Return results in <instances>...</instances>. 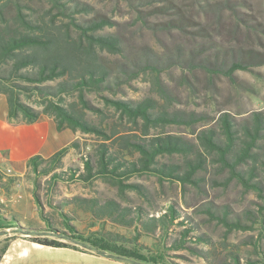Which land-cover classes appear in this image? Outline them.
Returning a JSON list of instances; mask_svg holds the SVG:
<instances>
[{
    "label": "trees",
    "instance_id": "trees-1",
    "mask_svg": "<svg viewBox=\"0 0 264 264\" xmlns=\"http://www.w3.org/2000/svg\"><path fill=\"white\" fill-rule=\"evenodd\" d=\"M42 1L49 4L47 19L36 14L37 3ZM83 13H89L86 5L70 6L59 0H0V96L6 100L8 119L31 124L45 115L54 120L58 131H80L103 140L94 153L82 158L81 166L61 167L68 151L77 147L74 142L49 158L34 155L28 159L26 176L31 181L30 192L43 226L21 225L13 214L7 218L0 212V218L13 223L12 232L28 235L30 241L43 246L90 250L126 264H177L171 259L172 251L189 248L188 242L208 241L201 235H192L190 227L182 229L179 237H169L170 225L180 218L172 205L158 217L149 216L140 208L132 211L113 199L101 201L79 195L55 199V194L59 196L57 185L88 186L100 180L116 188L123 197L130 190L145 196L146 190L130 183V178L152 175L159 181L195 183L194 175L204 167L205 152L215 155L220 165L229 170L231 178L255 190L264 200L262 187L253 181L259 159L252 152L262 132L263 120L256 113L250 127L237 129L230 117L222 114L219 123L223 139L213 129H207L193 133L195 143L164 132L149 138H130L128 134L115 137L118 133L115 128L107 131L94 125L83 109L99 110L88 104L85 94L114 92L121 87L127 73L112 75L110 66L100 56L103 51L119 52L118 41L113 36L98 33L111 23L106 19L77 17ZM182 23L180 20L179 26ZM244 69L241 63H233L223 72L231 78L235 70ZM159 92L165 97L161 89ZM74 95L82 108L79 111L75 102L67 101ZM102 98L121 120L140 125L144 137L151 129L162 131L172 124L193 126L199 120L193 113L169 112L164 107L158 110L156 101L151 99L135 103ZM240 133L244 138L238 136ZM165 155L180 156L183 167L161 163L159 158ZM246 161L253 163L252 168L237 170ZM259 162L264 166V158ZM43 177L44 183L40 181ZM221 220L230 229L242 227L226 217ZM5 228L0 225V235L7 234ZM114 228L131 231L121 233ZM143 236L154 242L143 244L140 242ZM10 239L1 243L0 258Z\"/></svg>",
    "mask_w": 264,
    "mask_h": 264
},
{
    "label": "rangeland",
    "instance_id": "rangeland-1",
    "mask_svg": "<svg viewBox=\"0 0 264 264\" xmlns=\"http://www.w3.org/2000/svg\"><path fill=\"white\" fill-rule=\"evenodd\" d=\"M66 5L76 3L88 7L89 13L78 14L82 19H106L111 25L98 31L118 41L117 54L103 51L101 58L113 71L112 75L127 73L121 87L114 92L86 93L88 104L99 111L83 109L94 125L130 138H149L161 132L182 137L190 142L200 130L213 129L223 139L219 118L227 114L235 128L253 124L254 114L263 120L262 132L253 153L261 161L264 157V0H59ZM164 8V9H157ZM39 17L49 18V4L37 3ZM180 20L183 22L179 26ZM172 21V22H171ZM58 23V22H57ZM233 63H241L244 70H235L230 78L226 71ZM130 76V78H129ZM159 89L165 93V98ZM102 97L141 102L156 101L158 110L193 113L199 120L193 125L172 124L151 129L144 137L141 126L121 120L104 104ZM67 101L76 103V95ZM77 147L71 148L62 159L61 167L82 164V158L94 153L103 142L95 135L72 132ZM242 139L244 135L238 134ZM204 167L194 175L195 183L179 182L152 175L130 178L146 190L142 196L126 191L124 197L116 188L100 180L91 185L58 184L55 199L79 195L101 201L113 199L132 211L142 209L149 216L158 217L172 205L183 224L169 227V237H179L180 231L191 228L192 235H201L206 242H188L189 248L172 251L177 264H264V200L255 190L245 188L231 178L216 156L203 153ZM161 163L183 167L180 156H162ZM257 162L253 173L264 192V166ZM252 162L241 163L237 170L249 171ZM183 169V168H182ZM44 183L45 177L40 178ZM8 195L16 190H7ZM263 206V207H262ZM10 208L8 200L0 202V209ZM239 222L240 229H230L221 220ZM121 233L131 231L114 228ZM158 232L153 238H157ZM8 235H0V246ZM149 245L152 238L141 237Z\"/></svg>",
    "mask_w": 264,
    "mask_h": 264
},
{
    "label": "crops",
    "instance_id": "crops-1",
    "mask_svg": "<svg viewBox=\"0 0 264 264\" xmlns=\"http://www.w3.org/2000/svg\"><path fill=\"white\" fill-rule=\"evenodd\" d=\"M72 140V131H58L54 120L45 115L31 124L8 119L6 100L0 96V202L10 203L9 209H0L2 216L9 218L13 214L21 225L43 226L26 176L28 159L34 155L49 158ZM7 168L12 175L3 173ZM11 189L17 192L8 195L6 191ZM0 225L11 237L0 264H126L90 250L43 246L30 241L28 235L12 232L11 221L0 218Z\"/></svg>",
    "mask_w": 264,
    "mask_h": 264
},
{
    "label": "built area",
    "instance_id": "built-area-1",
    "mask_svg": "<svg viewBox=\"0 0 264 264\" xmlns=\"http://www.w3.org/2000/svg\"><path fill=\"white\" fill-rule=\"evenodd\" d=\"M5 175L9 176L12 175V171L10 169H5V171L3 172Z\"/></svg>",
    "mask_w": 264,
    "mask_h": 264
}]
</instances>
